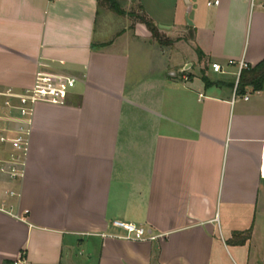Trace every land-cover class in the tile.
<instances>
[{
    "label": "crops",
    "instance_id": "obj_1",
    "mask_svg": "<svg viewBox=\"0 0 264 264\" xmlns=\"http://www.w3.org/2000/svg\"><path fill=\"white\" fill-rule=\"evenodd\" d=\"M118 2L0 0V91L42 64L77 78L67 104L36 106L0 264H264V83L236 90L238 63L264 60V0ZM197 49L222 85L192 68ZM114 220L161 237H116Z\"/></svg>",
    "mask_w": 264,
    "mask_h": 264
},
{
    "label": "built area",
    "instance_id": "obj_2",
    "mask_svg": "<svg viewBox=\"0 0 264 264\" xmlns=\"http://www.w3.org/2000/svg\"><path fill=\"white\" fill-rule=\"evenodd\" d=\"M219 2L220 0H208L207 4L213 6L218 5ZM41 66L30 87L22 91L11 88L0 91V211L9 214H12V208L5 199L19 197L20 192L7 185L20 184L26 176L37 104H67L77 83V78L69 73L54 70L45 64ZM248 66L244 61L238 63L237 83L241 70ZM211 70L216 73H226L219 63H212ZM112 224L126 232V235H116V237L134 241H154L161 237L160 234L131 222L114 220Z\"/></svg>",
    "mask_w": 264,
    "mask_h": 264
},
{
    "label": "trees",
    "instance_id": "obj_3",
    "mask_svg": "<svg viewBox=\"0 0 264 264\" xmlns=\"http://www.w3.org/2000/svg\"><path fill=\"white\" fill-rule=\"evenodd\" d=\"M99 5H107L110 10L116 12L117 14L123 15L125 13L122 6L119 4L118 0H98ZM139 20L144 23L148 29L151 31L152 36L159 41L161 44L169 45V38H162L158 27L148 19L144 14L139 16ZM165 40V41H164ZM199 60L201 61L204 56L201 50H198ZM202 79L206 86L222 85L224 82H212L209 78L202 73ZM264 83V60L255 66H248V68L241 70L239 75V80L237 83L236 90L238 93L243 94L247 88L251 87L254 91L260 90ZM229 85V84H228ZM231 86H235V82L231 83ZM252 229L245 232H236L233 238L230 240L231 243L244 244L251 237Z\"/></svg>",
    "mask_w": 264,
    "mask_h": 264
},
{
    "label": "rangeland",
    "instance_id": "obj_4",
    "mask_svg": "<svg viewBox=\"0 0 264 264\" xmlns=\"http://www.w3.org/2000/svg\"><path fill=\"white\" fill-rule=\"evenodd\" d=\"M102 7H104V8H106L107 10H109L110 11V9H109V7L107 6V5H102ZM126 12H130V11H132L134 14H135V17H134V15L131 17L132 18V21H135L136 19H139V16H141L142 14H141V12H140V10H139V8H138V6L136 5V4H134V5H132L131 7H126ZM161 34V37L162 38H166L165 37V35H164V33H160ZM163 34V35H162ZM188 37V36H187ZM186 37V38H187ZM165 41V40H164ZM175 40H171V39H169V45H175ZM164 46L166 45V44H163ZM193 47V46H192ZM191 49H185L184 50V53H183V55H191V51H190ZM198 50V49H197ZM196 50V51H197ZM198 52V51H197ZM179 53H180V51H179ZM203 61H206V58L205 57H203L202 58V60L200 61V60H195L194 61V64H193V62H191L193 65H192V68L197 72V73H205V75L207 76H209V74L207 73L208 72V70L210 69V66H208V63L207 62H205L204 64H203ZM191 68V69H192Z\"/></svg>",
    "mask_w": 264,
    "mask_h": 264
},
{
    "label": "water",
    "instance_id": "obj_5",
    "mask_svg": "<svg viewBox=\"0 0 264 264\" xmlns=\"http://www.w3.org/2000/svg\"><path fill=\"white\" fill-rule=\"evenodd\" d=\"M191 23V22H190ZM161 28L163 29H167L168 27L167 26H160Z\"/></svg>",
    "mask_w": 264,
    "mask_h": 264
}]
</instances>
